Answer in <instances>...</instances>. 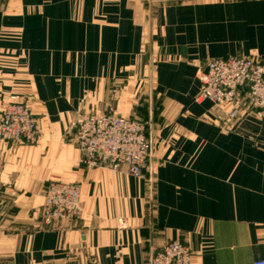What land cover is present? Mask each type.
<instances>
[{"label":"crops","instance_id":"obj_1","mask_svg":"<svg viewBox=\"0 0 264 264\" xmlns=\"http://www.w3.org/2000/svg\"><path fill=\"white\" fill-rule=\"evenodd\" d=\"M229 57L264 60V0H0V110L17 97L40 129L0 141V264H150L173 241L191 264L264 260V120L196 103ZM84 114L145 125L142 177L82 163ZM51 181L79 187L78 220L44 225Z\"/></svg>","mask_w":264,"mask_h":264},{"label":"built area","instance_id":"obj_2","mask_svg":"<svg viewBox=\"0 0 264 264\" xmlns=\"http://www.w3.org/2000/svg\"><path fill=\"white\" fill-rule=\"evenodd\" d=\"M200 93L196 103L210 101L216 109L231 106L229 118L239 117L237 106L244 96L249 110L264 120V60L259 57H229L206 63L199 76ZM82 163L89 169L126 168L132 177H142L152 155V143L144 124L116 115L84 114L72 124ZM40 136L38 122L30 105L14 97L0 110V141L34 145ZM80 189L59 181L48 183L44 195L43 220L46 227L58 221L81 217ZM192 251L180 241L166 245L150 264H191ZM254 264H264V260Z\"/></svg>","mask_w":264,"mask_h":264}]
</instances>
